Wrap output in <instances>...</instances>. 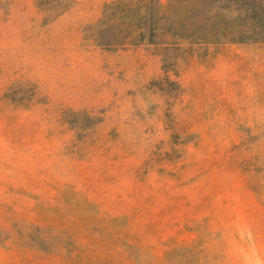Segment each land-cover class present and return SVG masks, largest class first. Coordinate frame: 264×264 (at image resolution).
I'll use <instances>...</instances> for the list:
<instances>
[{
	"label": "rangeland",
	"instance_id": "obj_1",
	"mask_svg": "<svg viewBox=\"0 0 264 264\" xmlns=\"http://www.w3.org/2000/svg\"><path fill=\"white\" fill-rule=\"evenodd\" d=\"M119 1L0 0V264H264V30Z\"/></svg>",
	"mask_w": 264,
	"mask_h": 264
},
{
	"label": "trees",
	"instance_id": "obj_2",
	"mask_svg": "<svg viewBox=\"0 0 264 264\" xmlns=\"http://www.w3.org/2000/svg\"><path fill=\"white\" fill-rule=\"evenodd\" d=\"M176 6L193 8L196 18H185L177 26L175 21L166 18V12L174 10ZM121 7L122 13L131 12L137 18L134 39L143 40L148 34L156 31L160 24L168 22L167 32L183 37L186 27L193 26L196 30L207 24L224 26L221 38L228 41L250 40L254 35L237 29H226L234 24L252 22L264 30V5L256 4L252 0H123L116 4ZM115 7V8H116ZM132 33V32H130ZM263 33V31H262ZM130 35V34H129ZM187 38V37H186ZM198 40H207L203 34L195 35Z\"/></svg>",
	"mask_w": 264,
	"mask_h": 264
}]
</instances>
